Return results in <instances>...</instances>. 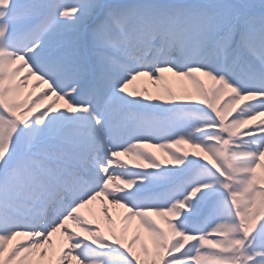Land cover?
<instances>
[{
  "label": "snow or ice",
  "instance_id": "snow-or-ice-1",
  "mask_svg": "<svg viewBox=\"0 0 264 264\" xmlns=\"http://www.w3.org/2000/svg\"><path fill=\"white\" fill-rule=\"evenodd\" d=\"M0 264H264V0H0Z\"/></svg>",
  "mask_w": 264,
  "mask_h": 264
},
{
  "label": "rangeland",
  "instance_id": "rangeland-1",
  "mask_svg": "<svg viewBox=\"0 0 264 264\" xmlns=\"http://www.w3.org/2000/svg\"><path fill=\"white\" fill-rule=\"evenodd\" d=\"M38 87H39V86H38ZM149 88H150L152 91H155V89L152 88L151 85H149ZM154 149H155V148H154ZM152 151H154V150H152ZM156 154H157L158 156H160L161 158H164V156H165V153H164L162 150H160V149L156 150Z\"/></svg>",
  "mask_w": 264,
  "mask_h": 264
},
{
  "label": "bare ground",
  "instance_id": "bare-ground-1",
  "mask_svg": "<svg viewBox=\"0 0 264 264\" xmlns=\"http://www.w3.org/2000/svg\"><path fill=\"white\" fill-rule=\"evenodd\" d=\"M152 150H154V152H156V150H158V149H157V148H155V149L153 148ZM164 157H165V156H164Z\"/></svg>",
  "mask_w": 264,
  "mask_h": 264
}]
</instances>
